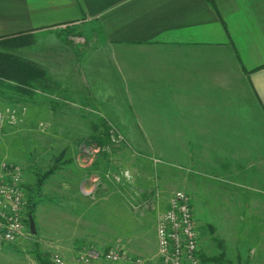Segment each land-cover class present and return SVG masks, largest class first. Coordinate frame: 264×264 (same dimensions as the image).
Masks as SVG:
<instances>
[{
    "label": "rangeland",
    "instance_id": "374dc122",
    "mask_svg": "<svg viewBox=\"0 0 264 264\" xmlns=\"http://www.w3.org/2000/svg\"><path fill=\"white\" fill-rule=\"evenodd\" d=\"M88 28L38 32L17 48L44 66L47 88L22 95L0 82V165L20 168L25 191L24 232L0 243V264H41L38 252L52 264L56 254L82 264V253L111 247L121 261L89 264L155 259L158 215L179 190L191 196L204 256L264 264L262 135L139 132L145 111L131 110L130 94L118 95L102 74L95 84L84 79L83 60L101 41Z\"/></svg>",
    "mask_w": 264,
    "mask_h": 264
},
{
    "label": "crops",
    "instance_id": "0c3cea01",
    "mask_svg": "<svg viewBox=\"0 0 264 264\" xmlns=\"http://www.w3.org/2000/svg\"><path fill=\"white\" fill-rule=\"evenodd\" d=\"M75 26L101 40L85 81L130 94L139 132L262 135L264 150V0H0V37Z\"/></svg>",
    "mask_w": 264,
    "mask_h": 264
},
{
    "label": "built area",
    "instance_id": "2783aa9c",
    "mask_svg": "<svg viewBox=\"0 0 264 264\" xmlns=\"http://www.w3.org/2000/svg\"><path fill=\"white\" fill-rule=\"evenodd\" d=\"M0 111V127L4 119ZM17 115L11 113V119ZM22 171L7 163L0 165V243H14L24 232L22 211L25 191ZM158 256L155 259H134L132 264H197L200 261V234L194 219L191 196L183 190L177 191L168 207L158 215ZM1 249V244H0ZM123 258L118 248L102 252L97 249L82 253L79 261L89 264L103 259L119 262ZM54 264H64L59 255H54Z\"/></svg>",
    "mask_w": 264,
    "mask_h": 264
},
{
    "label": "trees",
    "instance_id": "16d2710c",
    "mask_svg": "<svg viewBox=\"0 0 264 264\" xmlns=\"http://www.w3.org/2000/svg\"><path fill=\"white\" fill-rule=\"evenodd\" d=\"M34 38V35L28 31L0 37V82H9L11 88L22 95L30 93L37 84H40L42 88H47L52 82L42 64L17 52V48L33 43ZM54 170L51 168L43 174L38 179V184H42L43 179L52 174ZM199 256L204 260H212L214 264H222L224 260L223 256H204L201 251ZM38 258L41 264H52L41 252H38Z\"/></svg>",
    "mask_w": 264,
    "mask_h": 264
},
{
    "label": "water",
    "instance_id": "95a60500",
    "mask_svg": "<svg viewBox=\"0 0 264 264\" xmlns=\"http://www.w3.org/2000/svg\"><path fill=\"white\" fill-rule=\"evenodd\" d=\"M30 227H31V231L32 233H36V224L33 218H30Z\"/></svg>",
    "mask_w": 264,
    "mask_h": 264
}]
</instances>
